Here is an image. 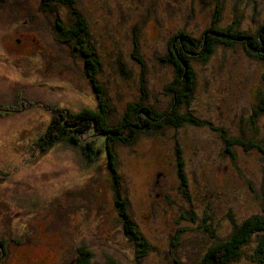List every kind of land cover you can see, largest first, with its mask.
<instances>
[{
	"label": "rangeland",
	"instance_id": "rangeland-1",
	"mask_svg": "<svg viewBox=\"0 0 264 264\" xmlns=\"http://www.w3.org/2000/svg\"><path fill=\"white\" fill-rule=\"evenodd\" d=\"M42 3L0 0V92L15 83L22 91L31 86L26 94L17 91L26 100L21 106L0 105V240L7 246L1 264L39 251L41 260L44 253H50L45 259L55 254L48 264L74 263L81 239L97 253L90 264H195L236 224L264 213V154L235 144L231 156L220 134L208 127H167L140 134L131 144L114 142L117 179L103 150L90 159L88 150L73 153L66 144L34 149L50 123L47 103L78 112L94 108L100 93L115 125L126 105L139 98L143 80L147 101L165 107V86L174 76L166 62L170 37L183 29L199 38L217 6L221 27L236 21L254 33L264 21V0H76L101 62L98 90L83 58L56 37L58 21L72 23L71 9L54 0ZM20 52L21 62L13 55ZM192 64L196 85L182 110L225 128L232 138L264 145V113L251 120L264 90L263 62L238 44L218 46L207 61ZM92 138L83 133L82 144ZM176 146L186 190L179 188ZM116 199H127L128 218L151 244L140 261L124 234Z\"/></svg>",
	"mask_w": 264,
	"mask_h": 264
},
{
	"label": "trees",
	"instance_id": "trees-1",
	"mask_svg": "<svg viewBox=\"0 0 264 264\" xmlns=\"http://www.w3.org/2000/svg\"><path fill=\"white\" fill-rule=\"evenodd\" d=\"M54 1L68 6L74 18L69 26L59 21L56 23V37L62 42L71 44L72 52H78L83 58L86 76L93 87L98 90L95 82V73L101 67V62L89 40L88 19L75 7L76 0ZM42 2L43 5H46L47 0H42ZM48 6L50 5L48 4ZM219 10L217 6L210 25L199 38L194 37L190 32L183 29H180L170 37L166 62L172 65L174 76L165 86L166 93L170 96V100L165 107L161 108L147 101V91L144 88L143 80L139 98L126 105L124 113L115 125H111L109 122L108 105L105 97L100 93L96 94L97 105L94 108L85 107L78 112L47 103L49 105H45L51 111L50 123L39 138L34 141V149L40 148L45 151L46 148L56 143L66 144L68 146L67 149L70 148V151H74L73 153H77L79 148H82L84 152L88 150L89 154L87 156L90 159H92L93 155L95 156V154H99L103 150L109 170L116 179L117 158L112 146L114 142L131 144L136 141L140 134H154L167 127L179 128L190 125L208 127L220 134L225 143V151L231 156L234 155L233 147L235 144L242 145L245 150L256 148L264 154V145L260 140L255 138H250L249 140L232 138L228 135L225 128L217 126L206 119L199 118L188 110H182L183 106L188 107L190 105L191 95L196 85V74L192 61H207L218 46L230 48L239 44L249 57L262 61L264 66V21L254 33L239 29L236 21L226 27H221L218 24ZM20 53V56L13 53L17 61L22 59V52ZM135 59L140 63L142 62L138 57H135ZM262 79L264 82V72ZM9 87L10 89L7 88L6 93L0 92V105L8 102L12 106L14 104L21 106V103L26 100L18 97L17 91L28 93L27 91H30L31 88L30 84L21 87L23 91L18 89L17 83H15L14 87L11 85ZM259 91L261 94L258 101L259 104L252 107V122H255L264 113V90L260 89ZM29 97L35 98L31 95ZM39 98H35L37 102H39ZM83 133L93 138L82 144L81 137ZM175 153L179 188L186 190L188 185L184 170L185 164L182 158V150L179 146H176ZM115 203L123 221L124 234L134 245V258L136 261H140L149 251L151 244L128 218L125 210L127 199H116ZM79 241H77L75 261L70 264L92 263L97 253L95 254L92 248L86 246L84 239ZM17 243L21 244L22 242L17 239ZM6 247V244L0 240V264L1 260L6 256ZM46 254L50 255V253H44L41 260V251L31 255V257L29 256L30 259L25 253L24 256L26 257L20 255L19 259H14L13 263L32 264L30 260L32 262L35 260V264H41V262L48 264L55 260L54 253L50 259H45ZM105 255L103 260L106 259L105 261H107L110 254ZM239 260H246L251 264H264V213L253 214L236 224L228 237L213 242L195 264H231ZM175 262L181 264L176 260Z\"/></svg>",
	"mask_w": 264,
	"mask_h": 264
},
{
	"label": "flooded vegetation",
	"instance_id": "flooded-vegetation-1",
	"mask_svg": "<svg viewBox=\"0 0 264 264\" xmlns=\"http://www.w3.org/2000/svg\"><path fill=\"white\" fill-rule=\"evenodd\" d=\"M20 41H21V39L20 40L18 39V42H20Z\"/></svg>",
	"mask_w": 264,
	"mask_h": 264
}]
</instances>
